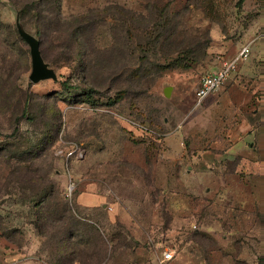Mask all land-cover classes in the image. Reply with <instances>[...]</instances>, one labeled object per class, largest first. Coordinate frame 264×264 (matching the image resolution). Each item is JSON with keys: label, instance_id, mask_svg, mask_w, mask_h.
Instances as JSON below:
<instances>
[{"label": "rangeland", "instance_id": "1", "mask_svg": "<svg viewBox=\"0 0 264 264\" xmlns=\"http://www.w3.org/2000/svg\"><path fill=\"white\" fill-rule=\"evenodd\" d=\"M26 1L24 24L13 3L0 0V247L10 250L4 255L49 264L31 224L37 199L5 190L11 185L6 177L7 164L15 162L13 149L36 141L50 116L47 107L57 105L56 140L35 164L41 173L53 167L48 174L57 191L48 201L51 210L59 202L72 204L83 219L82 232L94 222L105 241L131 245L116 250L106 264H264V0H60L66 17L91 8L119 13L89 22L73 43L77 56L92 65L81 81L77 77L86 74L78 58L58 46L68 28L62 33L54 25L46 28L54 63L42 58L56 78L35 83L29 80L30 48L16 21L38 39L42 19L34 12L35 0ZM155 10L177 22L172 47L179 39L198 41L196 62L157 72L152 65L142 69L140 33L124 15ZM245 43H250L247 59L216 93L198 101L200 79ZM141 69L150 74L141 76ZM64 80L69 89L61 86ZM25 98L34 121L23 120L14 135L13 117ZM70 180L76 194L84 193L83 203H91L87 193L102 196L105 207L119 202L113 203L115 216L100 207L79 208L74 191L66 195ZM167 247L174 257L161 262Z\"/></svg>", "mask_w": 264, "mask_h": 264}, {"label": "trees", "instance_id": "2", "mask_svg": "<svg viewBox=\"0 0 264 264\" xmlns=\"http://www.w3.org/2000/svg\"><path fill=\"white\" fill-rule=\"evenodd\" d=\"M9 1L13 3L25 24L29 15L30 5L27 4L26 0ZM33 9L36 16L43 20L36 27V34L39 37V48L43 58L54 63L49 57L48 47L46 46L48 39L44 30L52 28L54 25L55 27L53 28H56L57 32L62 33L68 28L66 31L68 38L61 40L58 46L60 48L69 47V53L73 56L72 60L75 61L78 58L81 70L86 75L81 78L78 76L77 80H85L90 69H92V65L86 64L84 55L77 56L73 43H77L80 40V37L84 35L91 22H96L97 19L109 16V14L119 13V11L116 8L111 9L109 7L101 9L91 8L86 12L66 17L61 13L60 0H35ZM155 12L160 13L162 11L155 10ZM155 12L124 15L128 19L127 22L130 23V27L136 33H140L141 42L138 44L139 55L137 56V61L140 62L141 66H144L142 69L147 68V65H152L151 68L157 72L196 62L197 57L194 52L198 48V41L185 42L179 39L175 46L172 47L174 42L170 38L177 28V22L171 21L166 14L163 17V13H160L159 16ZM44 19L47 21H44ZM164 31L169 32V34L165 36ZM174 54L176 56L172 58L171 56ZM142 69L140 70L141 76L150 74V71L142 72L144 71ZM90 82L92 83L93 79ZM61 86L64 89H69L72 85H69L68 81L64 80L61 82ZM4 95L5 97L9 96L7 93ZM28 104L29 100L25 98L20 113L13 117L12 132L14 135L18 134L23 120L34 121V118L28 115ZM49 110L48 122L39 131L36 141H30L25 149L18 147L13 149L12 158L15 162L7 164L9 172L8 177H6L11 182V185L8 183L10 189L5 190V193L17 192L22 198H32L33 201L37 199L34 206L35 219L31 224L37 235L43 240L42 244L47 252L49 264H106L113 257L116 250L122 248L131 249V245L129 243L123 244L121 240L116 242L114 240L105 241L102 237L104 232L94 222L85 224L87 229L82 232L83 224L81 221L83 219L76 213L72 204L68 205L64 202H59L57 208L53 210L48 206L49 199L57 191L55 183L51 180L50 174H48L53 167H48L41 173L40 169L36 167L35 160L41 154H46L45 157L48 156L46 152L51 150L60 129L61 111L57 108V105L56 107L52 106V108L47 107V113ZM142 176L146 180V176L143 173ZM146 186L147 188L151 187L148 182H146ZM74 193L77 198L79 193L76 194V191ZM145 193L149 195L152 202H156V199H152L153 193L151 191H145ZM44 203L47 206L43 205ZM75 204L80 208L81 205L78 202ZM99 207L101 208V206ZM258 217L260 216L258 215ZM193 231L196 230L194 229ZM108 244L111 246L110 253H108ZM238 263L239 261H236V264ZM129 264H136V261H132Z\"/></svg>", "mask_w": 264, "mask_h": 264}, {"label": "built area", "instance_id": "3", "mask_svg": "<svg viewBox=\"0 0 264 264\" xmlns=\"http://www.w3.org/2000/svg\"><path fill=\"white\" fill-rule=\"evenodd\" d=\"M250 53V43L244 44L241 49L235 54V56L229 60L222 63V65L215 71L204 75L196 88V98L198 101L206 98L207 96L216 93L222 86V84L227 80L230 72L236 67V65L245 59H247ZM74 150L67 153V156L72 155ZM74 183L70 180L67 188V196L71 194L74 188ZM175 250L172 247H167L162 252V262H168L173 259Z\"/></svg>", "mask_w": 264, "mask_h": 264}, {"label": "water", "instance_id": "4", "mask_svg": "<svg viewBox=\"0 0 264 264\" xmlns=\"http://www.w3.org/2000/svg\"><path fill=\"white\" fill-rule=\"evenodd\" d=\"M16 27L19 35L30 48L31 71L29 74V80L35 83L44 79H55V71L52 68L48 67V65L42 58L39 48V40L32 34L26 32L18 19L16 21ZM169 90L170 87H166L164 89L165 95H169Z\"/></svg>", "mask_w": 264, "mask_h": 264}, {"label": "crops", "instance_id": "5", "mask_svg": "<svg viewBox=\"0 0 264 264\" xmlns=\"http://www.w3.org/2000/svg\"><path fill=\"white\" fill-rule=\"evenodd\" d=\"M246 44V43H245ZM218 69V68H217ZM216 69V70H217ZM84 193H81L78 195L77 201L80 205L87 207L88 209H95L98 208L99 206H101L102 209H104L105 211L108 212L112 210L111 212V216L114 217L115 216V209H116V204L119 202H113L116 204H113L111 202H107L108 207H105V202L103 200V197L100 196L99 194L96 193H87V195L89 196V199L91 201V203H83L80 199L81 196H83ZM4 251L8 252L10 250L6 249L5 247H0V264H31L27 258H23V259H17V257H15L12 254L6 253L4 255ZM161 261V259H160ZM162 262V261H161Z\"/></svg>", "mask_w": 264, "mask_h": 264}]
</instances>
